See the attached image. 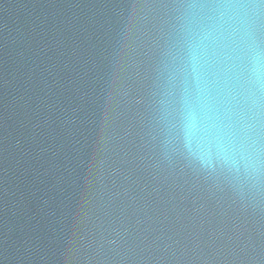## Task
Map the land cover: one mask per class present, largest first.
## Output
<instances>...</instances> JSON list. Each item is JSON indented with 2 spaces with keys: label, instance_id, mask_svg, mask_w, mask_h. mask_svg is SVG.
Instances as JSON below:
<instances>
[{
  "label": "water",
  "instance_id": "1",
  "mask_svg": "<svg viewBox=\"0 0 264 264\" xmlns=\"http://www.w3.org/2000/svg\"><path fill=\"white\" fill-rule=\"evenodd\" d=\"M0 264H264V0H0Z\"/></svg>",
  "mask_w": 264,
  "mask_h": 264
}]
</instances>
